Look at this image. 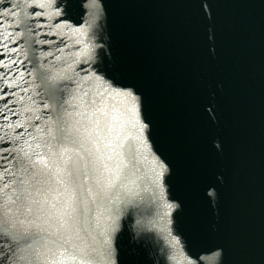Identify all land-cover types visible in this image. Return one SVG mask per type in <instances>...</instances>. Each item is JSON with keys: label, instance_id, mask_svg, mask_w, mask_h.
<instances>
[{"label": "water", "instance_id": "water-1", "mask_svg": "<svg viewBox=\"0 0 264 264\" xmlns=\"http://www.w3.org/2000/svg\"><path fill=\"white\" fill-rule=\"evenodd\" d=\"M208 2L211 16L202 0H63L68 7L59 16L36 18L80 24L96 14L89 63L140 91L153 151L171 161L163 188L141 184L136 202L123 205L113 233L119 264H208L213 246L224 249L223 264H259L264 254V0ZM34 39L32 47L56 50L43 58L53 67L62 63L57 53L70 51L51 32ZM6 49L11 67L2 73L15 71L1 84L14 83L0 87L9 93L0 97V116L7 115L3 108L16 111L10 100L49 112L41 105L52 101L23 39L7 40ZM78 67L90 71L84 61ZM0 132L9 134L3 121ZM143 155L147 173L152 157Z\"/></svg>", "mask_w": 264, "mask_h": 264}, {"label": "snow or ice", "instance_id": "snow-or-ice-1", "mask_svg": "<svg viewBox=\"0 0 264 264\" xmlns=\"http://www.w3.org/2000/svg\"><path fill=\"white\" fill-rule=\"evenodd\" d=\"M56 4L57 0H8V7L0 9L5 14L0 15V29L9 33L0 39H23L24 55L31 52L33 74L52 101L41 105L50 109L44 114L22 109L11 100L8 103L16 111L2 109L7 115L0 121L9 134L0 132V248L4 249L0 264H119L113 233L120 227L123 205L136 202L135 190L141 184L163 188L171 177V161L153 151L149 137L154 134L143 114L140 91L89 63L97 46L96 14L80 24L36 19L59 16L68 7L63 0L59 7ZM202 6L211 16L208 0H202ZM95 8L100 9L99 3ZM44 24L52 27H39ZM45 31L56 36L61 48L70 49L63 56L57 53L54 58L62 63L56 67L43 60L54 48L32 47L34 38ZM39 42L44 43L42 38ZM81 61L90 71L78 67ZM0 65L11 67V62L5 56ZM12 71L0 76L10 77ZM12 83L5 79L0 87ZM8 95L0 92V97ZM10 118L15 126L8 123ZM145 150L153 165L147 173L141 164ZM176 248L183 255L179 243ZM223 255L222 247L213 246L205 259L208 264H223ZM259 264H264V254Z\"/></svg>", "mask_w": 264, "mask_h": 264}]
</instances>
